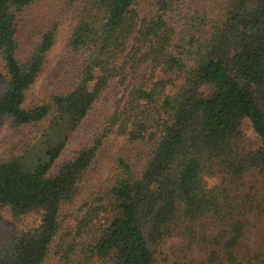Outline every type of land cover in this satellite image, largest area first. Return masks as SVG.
Returning <instances> with one entry per match:
<instances>
[{
	"label": "trees",
	"instance_id": "1",
	"mask_svg": "<svg viewBox=\"0 0 264 264\" xmlns=\"http://www.w3.org/2000/svg\"><path fill=\"white\" fill-rule=\"evenodd\" d=\"M7 120L28 133L0 151V264H156L171 236L172 264L254 260L264 0H0Z\"/></svg>",
	"mask_w": 264,
	"mask_h": 264
},
{
	"label": "rangeland",
	"instance_id": "2",
	"mask_svg": "<svg viewBox=\"0 0 264 264\" xmlns=\"http://www.w3.org/2000/svg\"><path fill=\"white\" fill-rule=\"evenodd\" d=\"M60 46L61 41L59 40L50 55V66L53 64L55 56L59 53ZM39 90V85H36L28 92L26 100L24 102L25 106H30L37 101ZM105 98L110 97L106 95ZM108 102V99H103L94 107L90 119L80 125L78 130L73 134L72 140L70 141L67 148L71 147L76 140L80 139L82 135L86 133L88 125L93 120L101 117L105 110H109ZM243 131L249 139V146H257L259 140L252 131L249 124L246 123L243 126ZM24 133H28L27 128L21 131H15V129L12 128L11 122L8 120L5 121L0 126V151L8 147L13 140L21 137ZM209 181L210 184H212L213 182H215V179L210 178ZM245 243L251 247V252L255 255L254 260L251 262V264H264V218H260L257 221L255 227L248 233V237L246 238ZM151 249L153 250L156 264H172L178 258H180V261L184 259V257L182 256L184 252L181 250V238L177 236L165 238L157 244L151 245Z\"/></svg>",
	"mask_w": 264,
	"mask_h": 264
}]
</instances>
